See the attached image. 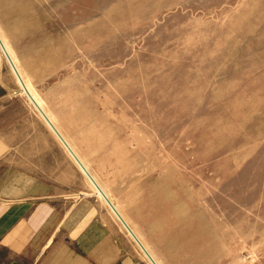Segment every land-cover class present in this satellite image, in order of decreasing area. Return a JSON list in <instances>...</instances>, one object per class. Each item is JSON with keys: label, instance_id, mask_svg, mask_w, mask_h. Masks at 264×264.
<instances>
[{"label": "rangeland", "instance_id": "374dc122", "mask_svg": "<svg viewBox=\"0 0 264 264\" xmlns=\"http://www.w3.org/2000/svg\"><path fill=\"white\" fill-rule=\"evenodd\" d=\"M0 38L2 187L152 264L37 102L157 264H264V0H0Z\"/></svg>", "mask_w": 264, "mask_h": 264}, {"label": "crops", "instance_id": "0c3cea01", "mask_svg": "<svg viewBox=\"0 0 264 264\" xmlns=\"http://www.w3.org/2000/svg\"><path fill=\"white\" fill-rule=\"evenodd\" d=\"M36 176L31 186L0 178V264H137L120 248L119 227Z\"/></svg>", "mask_w": 264, "mask_h": 264}, {"label": "bare ground", "instance_id": "6f19581e", "mask_svg": "<svg viewBox=\"0 0 264 264\" xmlns=\"http://www.w3.org/2000/svg\"><path fill=\"white\" fill-rule=\"evenodd\" d=\"M0 43L1 46L3 47L5 53L7 54V57L11 63V65L13 66V68L16 70L15 65L11 59V57L9 56L5 46L3 45L1 38H0ZM19 76V74H18ZM20 80L23 84V86H25L22 78L20 77ZM26 87V86H25ZM29 92V91H28ZM29 96L33 99V101H36L34 99V97L30 94V92L28 93ZM36 104L38 105L39 110L41 111V113L43 114V116L45 117V119L48 121V123L51 125V127L53 128V130L56 132V134L58 135V137L61 139V141L64 143V145L67 147V149L71 152L72 156L74 157V159L78 162V164L83 168L84 172L86 173V175L88 176V178L91 180V182L96 186L97 190L99 191V193L103 196V198L105 199V201L108 203V205L110 206V208L115 212L116 216L119 218V220L124 224V226L127 228V230L129 231V233L133 236V238L135 239V241L138 243V245L142 248V250L144 251V253L147 255V257L150 259V261L152 262V264H157V262L155 261L156 258L154 256H152L149 251L144 247V245L141 243V241L139 240V238L135 235V233L133 232V230L130 228V226L127 224V222L125 221V219L122 217V215L119 213V211L117 210V208L115 207V205L113 204L112 199H109L107 197V195L105 194V192L101 189V187L99 186V184L96 182V180L94 179V177L91 175V173L89 172V170L83 165V163L81 162V160L79 159V157L75 154V152L73 151V149L70 147V145L66 142V140L63 138V136L60 134V132L57 130V128L55 127V125L52 123V121L49 119V117L45 114V112L41 109V107L39 106V104L36 102Z\"/></svg>", "mask_w": 264, "mask_h": 264}, {"label": "water", "instance_id": "95a60500", "mask_svg": "<svg viewBox=\"0 0 264 264\" xmlns=\"http://www.w3.org/2000/svg\"><path fill=\"white\" fill-rule=\"evenodd\" d=\"M25 89V88H24ZM26 90V89H25ZM26 92H27V90H26Z\"/></svg>", "mask_w": 264, "mask_h": 264}]
</instances>
